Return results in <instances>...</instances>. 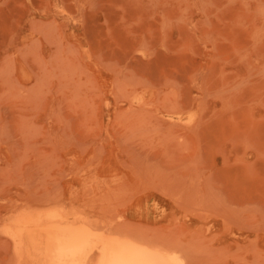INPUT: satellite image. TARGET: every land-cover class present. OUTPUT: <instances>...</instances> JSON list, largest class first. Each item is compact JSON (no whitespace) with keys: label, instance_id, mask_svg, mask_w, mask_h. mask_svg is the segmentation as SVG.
<instances>
[{"label":"rangeland","instance_id":"374dc122","mask_svg":"<svg viewBox=\"0 0 264 264\" xmlns=\"http://www.w3.org/2000/svg\"><path fill=\"white\" fill-rule=\"evenodd\" d=\"M55 216L264 264V0H0V264Z\"/></svg>","mask_w":264,"mask_h":264},{"label":"bare ground","instance_id":"6f19581e","mask_svg":"<svg viewBox=\"0 0 264 264\" xmlns=\"http://www.w3.org/2000/svg\"><path fill=\"white\" fill-rule=\"evenodd\" d=\"M46 218L24 232L35 264H194V252L177 240L140 229L115 232L83 217Z\"/></svg>","mask_w":264,"mask_h":264}]
</instances>
